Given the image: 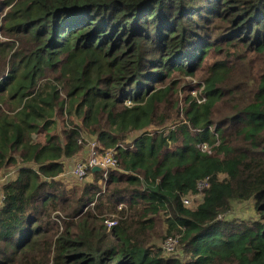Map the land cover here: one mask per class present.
<instances>
[{"label":"trees","instance_id":"1","mask_svg":"<svg viewBox=\"0 0 264 264\" xmlns=\"http://www.w3.org/2000/svg\"><path fill=\"white\" fill-rule=\"evenodd\" d=\"M0 27V264H264V0H0ZM201 71L205 101L149 132ZM85 133L118 168L69 190ZM234 202L257 218L220 220ZM163 213L189 260L151 245Z\"/></svg>","mask_w":264,"mask_h":264},{"label":"rangeland","instance_id":"2","mask_svg":"<svg viewBox=\"0 0 264 264\" xmlns=\"http://www.w3.org/2000/svg\"><path fill=\"white\" fill-rule=\"evenodd\" d=\"M7 14V10H5L1 16L4 17ZM1 28V27H0ZM5 29H0V40L4 42H14L15 39H9L6 36ZM221 54V56H220ZM215 54L212 53L210 56L217 58L214 59L215 61H220L224 58H226L223 54ZM235 64V63H234ZM236 66L240 67L238 63ZM242 66V65H241ZM238 77L241 76V71H235V73ZM206 77V73L201 71L196 74L194 77H189L185 75H178L176 74L172 79L168 78L166 83H163L159 88L164 89L166 86H169L171 84H175L176 86V92L171 93V98L168 102L163 103L159 106V114L160 117H163L162 120H166L165 122L160 123L159 126L157 125L155 127L152 126L149 130V132H158L162 134H168L170 130L175 129L178 125H180L183 120V111L184 109H188V102L187 99L190 96L191 98L195 99L194 92H199L202 90L199 86L203 83V78ZM190 87H195L194 89ZM130 105V104H126ZM180 108V111H179ZM64 123L62 118L58 120V126L60 128V131L62 130V126H64ZM139 135V134H137ZM84 140L82 141L81 147L82 150L79 154H77L73 159H64L65 164V172L60 176V179L64 184L66 185L67 189H75V188H82L83 186L93 183L94 177L93 176H87L84 179H78L72 175V170L75 167L76 164L80 162H85L88 158L91 149L93 146H96L99 150L104 149L103 145L98 141V138L96 136H91L88 134H84ZM38 139L35 138V141ZM105 150V149H104ZM17 168L11 167L10 169H7L6 171L0 172V184L5 185L8 181L14 180L15 178L12 177V175H9L6 177V174H16ZM5 178V179H4ZM102 185V183H100ZM187 199L189 200V210H196L197 207L203 202V193L200 192L197 195L194 196H188ZM162 219L158 222L155 230L151 233V245L160 249L161 253L165 257L170 258H180V261H187L189 260V256L184 254L182 252V249L180 247V244H177V241H179V238H177V241L174 243V251L173 254H167L165 249V243L168 237L173 235L175 231L171 230L169 226V222L166 221L168 219V216L163 213ZM257 218L256 214L253 212L252 203L251 202H245V203H237L234 202L232 204V209L226 213L225 215H222L220 217V220L223 221H235L237 223H245L251 219ZM119 220V219H118ZM176 234V233H175ZM167 238V239H166ZM173 239V238H172ZM166 253V254H165Z\"/></svg>","mask_w":264,"mask_h":264},{"label":"built area","instance_id":"3","mask_svg":"<svg viewBox=\"0 0 264 264\" xmlns=\"http://www.w3.org/2000/svg\"><path fill=\"white\" fill-rule=\"evenodd\" d=\"M194 95H195V98L198 99L197 101L199 103H202L203 101H205V99L202 98L201 95H199L197 92H194ZM201 150L204 152L210 153V148L208 147V145H205V144L202 145ZM117 164H118V161L115 156L114 150L107 151L104 155H100V153L97 150V147L93 146L86 161L80 162L75 165V167L72 170V175L78 179H84L90 170L93 171V168H100L101 171H105L104 179L107 180L108 171L111 169L113 170L117 169L118 168ZM208 186H209L208 180L199 182L197 194L202 192L204 196L203 191L206 188H208ZM190 196H194V195H190ZM187 197L182 199V203L184 207L189 208V200L187 199ZM105 223L109 228H112L117 225L118 221L116 219H108L106 220ZM172 238L173 237H170L168 240H166L165 247H163L168 255L173 254V252H175L174 251V243H175L174 240L177 241V239L176 238L172 239ZM177 244H178V241H177Z\"/></svg>","mask_w":264,"mask_h":264},{"label":"crops","instance_id":"4","mask_svg":"<svg viewBox=\"0 0 264 264\" xmlns=\"http://www.w3.org/2000/svg\"><path fill=\"white\" fill-rule=\"evenodd\" d=\"M9 175H12V177H16L17 176V171H16V174L15 173H12V174H6V177H8ZM5 179V178H4ZM2 187L3 185L0 184V207L2 206V202H3V193H2Z\"/></svg>","mask_w":264,"mask_h":264},{"label":"water","instance_id":"5","mask_svg":"<svg viewBox=\"0 0 264 264\" xmlns=\"http://www.w3.org/2000/svg\"><path fill=\"white\" fill-rule=\"evenodd\" d=\"M93 172H101L100 168H93Z\"/></svg>","mask_w":264,"mask_h":264}]
</instances>
